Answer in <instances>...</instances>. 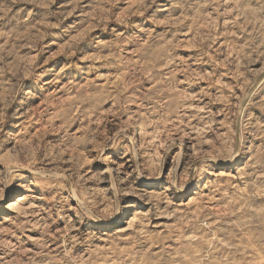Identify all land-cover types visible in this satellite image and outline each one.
<instances>
[{"label": "rangeland", "instance_id": "obj_1", "mask_svg": "<svg viewBox=\"0 0 264 264\" xmlns=\"http://www.w3.org/2000/svg\"><path fill=\"white\" fill-rule=\"evenodd\" d=\"M0 264H264V0H0Z\"/></svg>", "mask_w": 264, "mask_h": 264}, {"label": "clouds", "instance_id": "obj_2", "mask_svg": "<svg viewBox=\"0 0 264 264\" xmlns=\"http://www.w3.org/2000/svg\"><path fill=\"white\" fill-rule=\"evenodd\" d=\"M207 167H211V165H208L206 162H204L201 165V169L200 170L204 171V170H206ZM112 209H113V212H118L120 210V208H119V199L118 198H113Z\"/></svg>", "mask_w": 264, "mask_h": 264}, {"label": "bare ground", "instance_id": "obj_3", "mask_svg": "<svg viewBox=\"0 0 264 264\" xmlns=\"http://www.w3.org/2000/svg\"><path fill=\"white\" fill-rule=\"evenodd\" d=\"M18 201H21V199H19ZM16 205H17V204L15 203V206H14V203H12V202L8 204V206H9L10 208H12V207H16ZM7 208H8V207H7ZM12 209H13V208H12Z\"/></svg>", "mask_w": 264, "mask_h": 264}]
</instances>
